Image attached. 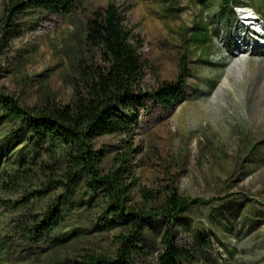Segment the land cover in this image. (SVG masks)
I'll return each instance as SVG.
<instances>
[{
  "label": "rangeland",
  "instance_id": "374dc122",
  "mask_svg": "<svg viewBox=\"0 0 264 264\" xmlns=\"http://www.w3.org/2000/svg\"><path fill=\"white\" fill-rule=\"evenodd\" d=\"M8 1L0 0V19ZM108 2L124 11L127 27L141 41V90L176 81L181 58L187 74L180 102L165 107L145 101L131 135L94 141L105 154L101 170L114 167V156L123 150L120 140L127 141L136 177L133 203L145 201L142 189L156 197L147 207L173 189L205 201L181 215L173 229L174 241L197 253L190 264H264V0H243L245 8L234 15L225 11L228 25L198 0H76L60 14L26 9L12 19L13 37L2 34L0 20V92L28 107L69 102L76 63L88 57L85 23ZM251 9L255 22L246 19ZM197 25L210 32V44L189 41L199 33ZM244 34L253 45L243 44ZM13 126L0 122V177L12 169L19 151L26 153L21 147L2 149ZM58 193L39 204L31 199L23 208L16 204L21 193L0 188V264H78L85 254L114 255L120 228L102 227L105 205L86 182L62 207L55 231L36 237L22 230L42 219L40 212ZM149 228L132 264H158L165 227L151 221Z\"/></svg>",
  "mask_w": 264,
  "mask_h": 264
},
{
  "label": "trees",
  "instance_id": "16d2710c",
  "mask_svg": "<svg viewBox=\"0 0 264 264\" xmlns=\"http://www.w3.org/2000/svg\"><path fill=\"white\" fill-rule=\"evenodd\" d=\"M76 0H9L4 6L1 21L3 35L13 37V17L26 9L60 14L75 6ZM204 8L213 7L223 19L228 11L234 15L236 8H245L243 0H198ZM189 37L193 45L210 44L211 34L205 25H197ZM1 41V38H0ZM87 59L80 57L72 78L73 94L69 102H44L28 107L18 98L0 92V122L8 120L14 126L5 137L2 149L21 147L26 153L16 157L13 167L0 177L3 191L21 193L16 201L26 208L29 200L39 204L54 191L40 212L42 218L31 227H22L28 235L41 237L55 231L62 223V207L68 198L86 182L88 192L99 196L105 208L104 229L120 228L116 236L118 247L114 255L106 253L85 254L78 264H132V255L142 252L138 244L149 232V223L164 225L161 237L162 251L157 254L158 264H190L196 251L174 241L173 229L181 215L205 201L190 199L173 189L159 203L147 207L146 201L155 202L149 190L140 191L143 203L132 202L133 149L125 140L123 148L114 156V167L103 172L100 164L105 158L103 149H96L94 141L107 135H131L137 121V110L145 109V101L161 106H172L184 96L181 82L186 74L180 60V71L174 82H161L151 91L140 89L145 63L139 54L141 41L126 25L124 11L114 3L93 10L85 23L84 35ZM208 62L207 60H204ZM31 192L26 193L27 186ZM26 193V194H25Z\"/></svg>",
  "mask_w": 264,
  "mask_h": 264
},
{
  "label": "bare ground",
  "instance_id": "6f19581e",
  "mask_svg": "<svg viewBox=\"0 0 264 264\" xmlns=\"http://www.w3.org/2000/svg\"><path fill=\"white\" fill-rule=\"evenodd\" d=\"M244 11H247V10H244ZM250 11L252 12V15H247V16H246V19L249 20V22H250V21H254V22H255V20L253 19V13L255 14V12H254L252 9H251ZM254 22H253V23H254ZM244 24L246 25V27H249V26L251 25L250 23H248V24H247V23H244ZM253 30H254V29H253ZM254 31H255V30H254ZM251 32H252V31H251ZM253 33H256V34H257V33H259V32L256 31V32H253ZM258 35H259V34H258ZM246 36H247V35H245V34L241 36V37H242L243 44L245 45V44H248V43H249L250 45H253V44H251V43L248 41V39H246ZM261 44H264V42H262V40H261Z\"/></svg>",
  "mask_w": 264,
  "mask_h": 264
}]
</instances>
